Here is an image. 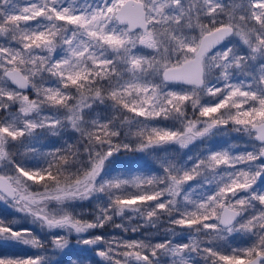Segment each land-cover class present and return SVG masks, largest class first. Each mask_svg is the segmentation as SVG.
<instances>
[{"label":"snow or ice","instance_id":"snow-or-ice-1","mask_svg":"<svg viewBox=\"0 0 264 264\" xmlns=\"http://www.w3.org/2000/svg\"><path fill=\"white\" fill-rule=\"evenodd\" d=\"M0 264H264V0H0Z\"/></svg>","mask_w":264,"mask_h":264},{"label":"trees","instance_id":"trees-1","mask_svg":"<svg viewBox=\"0 0 264 264\" xmlns=\"http://www.w3.org/2000/svg\"><path fill=\"white\" fill-rule=\"evenodd\" d=\"M236 134H230L228 136H220V137H216L215 139L217 140H227L229 143L231 144H243L244 140H246V137L244 138V140H233L232 136H235ZM197 149H194L193 151L195 152ZM119 222V221H118ZM109 231L111 232L112 230L109 229ZM117 233L119 232V230H115Z\"/></svg>","mask_w":264,"mask_h":264}]
</instances>
